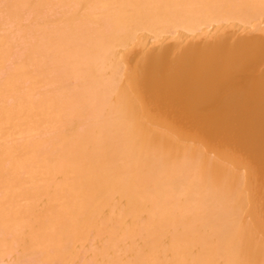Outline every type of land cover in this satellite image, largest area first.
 Segmentation results:
<instances>
[{
	"label": "bare ground",
	"instance_id": "bare-ground-1",
	"mask_svg": "<svg viewBox=\"0 0 264 264\" xmlns=\"http://www.w3.org/2000/svg\"><path fill=\"white\" fill-rule=\"evenodd\" d=\"M42 4L5 6L33 8L44 40L6 72L0 122L51 144L0 125V234L31 230L23 254L55 264L90 233L82 264H264V0Z\"/></svg>",
	"mask_w": 264,
	"mask_h": 264
},
{
	"label": "rangeland",
	"instance_id": "rangeland-1",
	"mask_svg": "<svg viewBox=\"0 0 264 264\" xmlns=\"http://www.w3.org/2000/svg\"><path fill=\"white\" fill-rule=\"evenodd\" d=\"M34 1V3L35 4H42L41 2H43V6H42V9H43V13H46V15H48V16H51L52 18L53 17H55V15L56 14H61L62 12H64V11H62L63 9H65V7H63V8H60V6L61 5H59V0H33ZM58 3H57V2ZM50 2V3H49ZM207 2V1H206ZM48 3V5H46V4ZM211 3V2H210ZM209 3V4H210ZM208 4V3H207ZM52 5V6H51ZM56 5V6H55ZM58 5H59V7H58ZM8 7V0H0V21H2V23H1V27H0V35L2 36V34H3V36L4 37H9V39H8V41L10 42V45H11V49H10V52L7 54V56L6 57H4V59H2L1 61H0V87H1V85H2V81L4 80V78L6 77V75H7V73L9 72V70L10 69H12V67H14L15 66V64L17 63V61H19V60H21L22 58H21V56L22 57H24V55L26 54V52L28 51V47H29V45H30V43L33 41V42H36V41H43L44 39H43V36H40V34H38V31H35L36 29H35V25L37 24V27H39L40 25H39V19H38V15H36L37 13H36V11L33 9V8H28V7H26V8H23V9H19V11H17L16 13H14L13 14V16L15 17H13L12 16V18H11V16H6L7 14L9 15V13H8V10H7V8L6 7ZM51 6V7H50ZM63 6V5H62ZM61 6V7H62ZM1 8L5 11H2L1 10ZM52 10H51V9ZM58 8H60V9H62V10H59ZM25 9H27V10H25ZM28 9H29V11H28ZM31 9H33V10H31ZM47 9V10H46ZM32 11V12H31ZM58 11V12H57ZM100 12H102V10H99ZM98 11V12H99ZM99 12V15L100 16H102V14ZM34 13V14H33ZM51 13V14H50ZM16 15H17V17H16ZM53 15V16H52ZM5 17H6V19H9L8 21L7 20H5ZM34 17V18H33ZM11 18V19H10ZM14 18V19H13ZM38 19V20H37ZM11 20V21H10ZM13 20V21H12ZM32 20H34L33 21V23L34 24H31L32 23ZM259 21H261V19H259ZM258 21V22H259ZM20 22V23H19ZM50 22V21H49ZM48 22V23H49ZM48 23L46 22V23H44V25H46L47 27H49V26H51V23H49V25H48ZM18 24H20L19 26H18ZM240 24H244L243 22H241L240 21ZM246 24V23H245ZM33 25V26H32ZM39 25V26H38ZM246 25H250V24H246ZM32 26V27H31ZM213 26V25H212ZM212 26H210L211 28H212ZM30 27V28H29ZM40 27H42V26H40ZM35 30H34V29ZM16 32H15V31ZM23 30V31H22ZM29 30V31H28ZM28 33H27V32ZM30 31L31 32H33L34 34H36V35H38V36H36V35H34L33 33H30ZM257 31H263L264 32V28H262V29H257ZM11 33H13V34H11ZM16 33V34H15ZM5 34V35H4ZM26 34H28V35H26ZM29 34L31 35V36H29ZM10 35V36H9ZM22 35H23V37H22ZM26 38H25V37ZM40 36V37H39ZM24 39V41H27L28 42V39L29 40H32L30 43L28 42V44L26 43V42H24L23 41V39ZM31 37V38H30ZM33 37V38H32ZM28 38V39H27ZM27 39V40H26ZM40 39V40H39ZM43 39V40H42ZM11 40V41H10ZM36 40V41H35ZM18 42V43H17ZM25 44H24V43ZM23 44V45H22ZM28 46H27V45ZM26 47V48H25ZM37 50L36 51H33V53L31 52L30 54V56H29V58H28V63H30L29 61H30V59L31 58H33V56L35 57L36 55H37ZM18 54V55H17ZM20 54H22V55H20ZM19 58V59H18ZM5 60V61H4ZM17 60V61H16ZM3 64V65H2ZM30 64H32V65H30ZM29 64V67L31 68V69H33L34 70V68H35V66L33 65V63H30ZM33 67V68H32ZM83 69V70H82ZM82 69H80L78 72L80 73V75H83L84 73H86V71H85V69L84 68H82ZM81 71V72H80ZM84 73H83V72ZM7 72V73H6ZM51 72H54V74H52ZM57 72V73H56ZM58 72L59 71H56L55 69H51L50 68V70L48 69V76H55V74H58ZM27 82H29V80H25L24 82H23V85L25 84V86L24 87H27L28 86V84L30 83H27ZM51 88V86L50 85H43L42 87H41V89L43 90V91H48V90H50V88ZM6 97V96H5ZM5 97H3V98H1L0 97V107L2 106H8V105H11V103L10 102H12L13 103V101H14V98H13V96H7L6 98ZM2 101H4V102H2ZM10 101V102H9ZM7 102H8V104H7ZM6 104V105H5ZM77 117V116H76ZM75 118V117H74ZM78 118V119H77ZM75 120L77 121V125L79 126L78 128L79 129H82V127H83V125H85V122H83V120L80 118V117H77ZM81 120H80V119ZM11 120V119H10ZM10 120H6V122H5V120H1V122H0V125L1 126H4V124L5 123H7V124H9V121ZM81 121V122H80ZM11 122V124H12V121H10ZM83 122V123H82ZM4 123V124H3ZM78 123H80V124H78ZM81 124H83V125H81ZM31 126V130H30V132L31 133H29V137H31V139H32V136H33V140H35L37 137L39 138V140H38V138L36 139V140H38L39 141V143H40V147L42 146V148H40V149H46L45 148V146L47 147V148H49V145L51 144L49 141H45V140H42V139H44V138H47V136H44V135H47V133L48 134H50L49 132H50V127L48 126V125H42L41 124V128L40 127H38L37 129H38V131H34V130H37V129H35V126L31 123L30 124ZM5 126H6V124H5ZM13 126H15V125H13ZM13 126H11L10 124L9 125H7V127H9L10 129H9V132L11 133H9L11 136H10V139H14L15 140V142H19V141H22V140H24V138H26V139H30L27 135V137H24L23 135L22 136H20L21 134H23V133H21V132H19V129H17L16 127V129H13L14 127ZM36 127H37V125H36ZM81 127V128H80ZM85 127V126H84ZM83 127V128H84ZM44 128H46V129H44ZM49 129V130H48ZM33 131V132H32ZM40 131H42V132H40ZM47 131V132H46ZM13 133H15L14 135H15V137L12 135ZM17 133V134H16ZM19 133H21L20 135H19ZM41 133L43 134V135H41ZM44 133H46V134H44ZM43 137V138H42ZM20 138V139H19ZM42 138V139H41ZM45 141V142H44ZM42 142V143H41ZM48 144V145H47ZM24 170V169H23ZM50 181H52L51 183H50ZM48 183H50L49 185H46V187H45V190L39 195V199L41 200H39L38 198H37V204L38 205H40L39 203H41V205H43L44 203L45 204H47L48 202V198H49V196L52 194V192L54 191V188H55V180L54 179H52V178H50L49 179V181L47 182V184ZM51 192V193H50ZM2 193V191L0 190V194ZM49 193V194H48ZM23 199V198H22ZM22 199H21V201H22ZM24 201V200H23ZM28 201V200H27ZM26 201V202H27ZM44 201V202H43ZM39 202V203H38ZM111 204V203H110ZM109 207H110V205H109ZM44 212V211H43ZM42 212V213H43ZM43 214H45V213H43ZM41 215V214H40ZM37 219V218H36ZM31 227H32V223L31 224H29V226L28 227H25L26 229H31ZM19 229V228H18ZM22 229H24V228H21L19 231L20 232H22L21 230ZM17 232V234H19L20 232ZM31 231V230H30ZM30 231H24L25 232V234L21 237V238H16V237H14L12 234H11V232H10V234L8 233V232H4L3 231V234H5V235H3V234H0L1 236H0V239L2 238V244H0V264H55V263H50V262H46V261H43L42 259H38V257L40 258V256H38V255H36V253H33L32 255H30V254H23L24 252H23V246L22 245H24V243L23 242H25V236H29L30 235ZM21 234V233H20ZM94 234L93 233H90V238H88L87 240H85V243L83 242V244H85L83 247L84 248H82V245L79 247L80 248V253H79V255H77L76 256V259H73V261H71L69 264H82V263H84V262H88V261H90V258H89V256L86 254V255H84V250H86L87 248H88V250H90V248H92V249H98V246L100 247V244H99V235L97 236H93ZM8 239V240H4V238L5 237ZM27 237H26V239H27ZM94 237H96V238H94ZM5 238V239H6ZM15 238V239H14ZM99 238V239H98ZM12 239V240H11ZM19 239V240H18ZM15 240V241H14ZM90 240V241H89ZM5 241V242H4ZM20 241H22V242H20ZM7 242V243H6ZM91 242V243H90ZM95 242V245L93 244ZM6 243V244H5ZM98 243V244H97ZM92 244L96 247V245H98L97 246V248H94V246L92 247ZM19 245H21V247L19 246ZM4 249H6V250H4ZM10 247V248H9ZM90 247V248H89ZM84 249V250H83ZM91 249V250H92ZM81 251H83V252H81ZM81 253H83V255L81 254ZM23 254V255H22ZM22 255V256H21ZM27 256V257H26ZM87 256V257H86Z\"/></svg>",
	"mask_w": 264,
	"mask_h": 264
}]
</instances>
